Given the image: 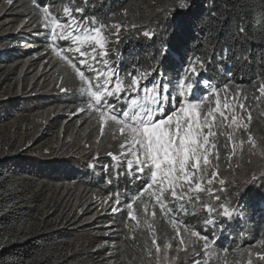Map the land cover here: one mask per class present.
<instances>
[{"label": "trees", "instance_id": "obj_1", "mask_svg": "<svg viewBox=\"0 0 264 264\" xmlns=\"http://www.w3.org/2000/svg\"><path fill=\"white\" fill-rule=\"evenodd\" d=\"M187 2L190 7L180 10L175 0H89L87 5L82 0H13L0 15H4L0 19V264H109L111 259L117 264H159L156 246L165 248L182 237L197 241L192 232L203 236L223 226L225 230L213 244L220 264H246L249 252L253 254V264H261L255 254H264L259 244L264 240V174L250 178L251 159L235 158L228 165L229 188L224 191L223 200L241 210L237 216L226 219L229 221L224 219L215 227L209 226L207 207L212 198L200 195L193 199L182 194L174 198L170 190L162 198L168 211H161L155 196L145 193L135 201L134 209L138 219L147 223L137 226L128 218L124 204L142 190L148 179L147 169L141 176L134 162L129 171L126 161L131 157L121 148L123 134L120 138L118 129L109 128L112 122L101 133L96 115L79 111L86 108L87 95L82 92L83 85L75 70L48 46L49 30L43 27L39 7H47L61 23H67L63 11L67 6L78 21L90 23L94 17L107 26L103 29L106 55L93 43L81 48L85 56L67 53L94 85L103 80L102 75L99 81L96 79L95 70L115 67L124 77L140 68L155 66L162 74L161 82L175 90L188 56L210 58L207 70H201L198 79L211 83L208 89L197 85L191 99H199L212 88L223 89L225 85L230 99L239 87L247 95L244 103L252 112L248 134L264 143V100L253 99L259 95L257 85L264 82V0ZM77 6H83L85 12L76 13ZM110 29L116 34L113 40L107 34ZM143 31L156 35L149 40L143 37ZM56 46L74 47L71 41L63 40H57ZM162 46L167 47V55L157 64ZM105 59L107 65L103 63ZM81 60L85 63L81 64ZM27 61L29 65L23 70ZM89 64L94 70H89ZM38 75H46L49 82L60 85L58 94L39 95L38 84L34 86L29 81ZM153 79L156 77H149L148 83ZM37 97L38 101L34 99ZM129 98L135 97L121 99L118 110L125 107ZM225 98L221 90V101ZM109 100L117 103L115 97ZM215 100L214 95H208L202 109L213 106ZM37 103L41 108L60 111L53 117L54 129L49 127L44 137L43 151L51 141L67 142L63 136L88 135L91 143L98 142L106 154L97 157L93 168L60 164L59 161L66 160L59 157L62 152L51 156V149L46 158L31 154ZM225 158L220 152L219 167H223ZM212 159L215 163L214 156ZM54 182L72 183L74 190L84 189L101 202L98 205L102 211L95 214L87 195L85 199L68 196L63 187L51 184ZM155 190L154 186L151 191ZM116 193L121 206L113 213L110 206ZM90 219L93 226L85 224ZM97 229L103 236L89 243L81 242L83 232ZM211 234L208 237L213 241Z\"/></svg>", "mask_w": 264, "mask_h": 264}, {"label": "snow or ice", "instance_id": "obj_2", "mask_svg": "<svg viewBox=\"0 0 264 264\" xmlns=\"http://www.w3.org/2000/svg\"><path fill=\"white\" fill-rule=\"evenodd\" d=\"M88 2L89 0H82L84 5H87ZM6 3L12 5L13 0H6ZM39 7L41 8L40 19L43 27L49 30L51 43L48 46L52 48L61 61L66 62L75 70L82 82V92L86 93L88 99L86 108L81 107L79 111L83 113L87 110L95 114L99 121L101 133L104 132L105 125L112 122V126L124 134L121 148L126 149L131 157L126 161L129 171L133 169L134 162L136 171L141 176L147 169L148 179L142 190L124 204V207L128 209L127 216L131 221H135L137 226L147 223V221L138 219L134 209L135 201H139L145 193L155 196L161 211H168L162 198L164 193L169 190L171 196L175 198L177 197V189L184 185L197 192H210L211 188L205 189L203 184L206 180L207 184L211 186L215 179L221 188L225 186V179L218 175L220 152L226 150V154L231 157L238 148L242 150L245 141L240 139L238 143H222L218 138V132L220 135L226 136L228 141H232L233 135L224 133L222 129L227 126L232 129L233 133L238 129L247 132L252 116L250 108L246 107L244 103L248 97L241 93L239 87L230 99L227 96L229 92L227 85L223 89L212 88L210 92L201 95L199 99H191L197 85L208 89L211 83L206 79H198L201 76V70H207L206 65L210 63V58L188 56L181 66L175 90L171 89L167 82H161L162 74L155 66L140 68L135 73H128L124 77L119 74L115 67L95 70L96 79L99 81L102 75L103 80L94 85L92 79L85 76V73L77 67L67 53L76 52L85 56L86 54L81 51V48L89 43L98 46L104 53L105 36L103 29L107 26L99 24L94 17L91 18L90 23L83 20L78 21L71 15L72 8L67 6L63 9L65 16H67V23H61L47 7L43 5ZM189 7L190 3L187 0H179L180 10H187ZM75 12L83 14L85 8L77 6ZM113 27H119V25H113ZM142 35L151 40L156 34L152 31H143ZM57 40L71 41L74 47H57ZM167 51L166 46L160 48L157 64L160 58L167 55ZM227 52L228 50L225 49V56ZM104 54L106 55V53ZM92 59H95V53H93ZM80 63L84 64L85 61L81 60ZM103 63L107 65L108 61L105 59ZM88 67L89 70H94L91 64ZM153 76L156 79H153L149 84L148 79ZM257 87L259 95L253 99L264 100V82L259 83ZM221 90L226 94L224 102L220 99ZM136 94H142V98L141 95ZM208 95L216 97L215 107L209 106L202 110V105L207 100ZM132 96L135 98H129L125 107L118 110V102L124 97ZM112 97H115L117 103L110 102L109 98ZM237 108L240 111H237ZM217 114L221 118L219 123H216ZM247 143L252 154L259 152L264 155V143L258 147L251 133L248 134ZM213 156L215 163L211 159ZM113 159H117V157L113 156ZM154 186L156 190L151 191ZM216 199L219 201V197ZM120 206L121 199L119 193H116L110 206L111 212H118ZM219 208L222 217L227 219H231L235 212V209L230 208L228 203H220ZM208 212H213L211 206L208 207ZM206 223H211L215 227V223L211 219ZM132 230H135V226ZM191 235L199 236L205 241L204 248L205 254H207L211 243L209 237L200 236L197 232H192ZM259 244L264 248V240H261ZM152 245H156L155 240L152 241ZM168 247L170 245L165 246L164 256L161 258V249L156 246V259L158 261L168 259ZM247 255L246 264H253V254L249 252ZM255 257L264 261V254L256 253Z\"/></svg>", "mask_w": 264, "mask_h": 264}, {"label": "rangeland", "instance_id": "obj_3", "mask_svg": "<svg viewBox=\"0 0 264 264\" xmlns=\"http://www.w3.org/2000/svg\"><path fill=\"white\" fill-rule=\"evenodd\" d=\"M175 3L179 4V0H175ZM7 6L8 4L6 3V0H0V15H2L6 11ZM175 6L176 5H174L173 8H175ZM0 19H4V15L1 16ZM18 28L21 29L22 25L19 24ZM107 34L109 36V39L111 38V40H113L112 38L116 37V34L114 35L113 29H110L109 31H107ZM28 65H29L28 61L25 62L23 70H25V68H27ZM37 77H39V75L36 77H33L32 79L29 78V81L31 85L35 86L36 84H38L39 87H36V88H39L38 90L39 95L41 94L40 92H43L46 95L58 94L57 89L60 87V85L58 84L54 85L53 82H49L47 80L46 75L40 76L39 78ZM36 78L37 80L34 82V79ZM38 97L34 99L38 101ZM211 107H215V104ZM34 109H37L36 111L37 114H35V116L33 117V119L36 120V124H34L35 130L32 133L31 139H30L31 141L30 143H32L33 145L32 148L30 149L31 154L37 153V154H40V156L46 155L45 156L46 158L49 155V152L47 151L51 149V154H50L51 156L55 155L56 151H59V153L62 152L61 156L59 157L62 159H66V160L64 162L59 161L60 164H63L65 166L74 165L75 167H82L83 165H85L90 168H93L92 165L94 164L98 156H102L106 154V152L102 151L103 149L99 147L100 145H98V142L96 143L94 141V143H91V140L89 139L88 135H86L85 137L76 136V135H68L67 137L63 136V140L67 142L63 144H58V143L51 141V143H49V147H47L43 151L42 146L44 145L42 144L45 141L44 137L46 136L47 131L49 130L48 129L49 127H52L51 129H54L55 122L53 120V117L59 114L60 111L55 108H46V107L41 108L39 103H37ZM237 111H240V109L237 108ZM251 116H252V112H251ZM220 119L221 118L217 114L216 123H219ZM225 124H227V122H225ZM251 124H252V119L249 124V128L247 132H245L243 129H238L235 133H233L231 128H228L227 126H225L222 129L224 133L235 135V137L233 136L234 139L232 141H228L226 136L220 135V132L218 133V137L219 139L221 138L222 143H227V144L238 143L240 139H243L245 141V143L242 146V150L238 148L233 153L232 155L234 156L233 159H232V156L229 157L226 154V150H221V152L226 155L225 161H223V167H218L219 177L224 178L226 181V184L223 188H221L216 183V180L214 179L213 184L211 186L207 184L206 180L203 184V187L205 189L211 188L210 192L209 191L197 192L194 190H190L187 187V185H184L183 187L177 189L178 191L177 197L178 196L181 197L180 194H182L184 196H189L190 198H193V199L198 198L200 195L206 198L208 197L209 200H211L212 198V202H208L211 204V207L213 208V212L209 213V219L214 221L215 225L219 222H224V219L225 221H229V220H226L227 218L222 217V215L220 214V208H219L220 203H228L230 205V208L235 209V212L233 214L234 217L237 216L238 212L241 211L239 209H236L237 207L234 204L232 205L231 203L223 200L224 196L222 195L224 191H226L229 188V178H227L229 177L228 165L231 162H233L235 158L236 159L248 158V160L251 159L252 161H254V162L252 161L248 162V164L253 165L252 169L250 170L252 173L250 178L257 179L259 176L264 174V155H261L259 152H257L256 154H252L250 152V146L247 143L248 132L250 131ZM109 128L113 130L116 129L114 126H112V123L109 125ZM121 135H122L121 133H118V136L120 138H121ZM253 139L257 142V145L259 147V145L261 144V141H259V139L256 137H253ZM122 140L124 141V134H123ZM237 154H241V157H237ZM51 184H53L55 187H63V192L66 193L68 196L76 195V197L79 199L81 198L85 199L87 195V197H89V199H87V202L89 201V205L93 207L91 209H95L94 210L96 211L95 214H98L102 211L100 210L102 206H100L99 208V205H98L101 202H99V200H95L93 197L88 195L86 191H84V189L74 190L72 183L62 184L59 182H54ZM216 197H219V201L216 200ZM96 208L99 210H97ZM91 221L92 219L85 222V224L90 223L93 226L94 223H92ZM209 226H213V224L209 223ZM224 230L225 229L223 226L222 228L213 229L214 232L212 234L210 233L211 235L215 237V239L213 241H210L211 239H209L211 243H210L209 249L207 250V254H205V248H204L205 241L200 239L199 237L197 238L193 236L194 238L198 239L197 241L194 239L185 240L184 239L185 237H182L177 242H170L168 244L170 245V247L167 248L168 259L166 261L161 259L160 261H158L159 264H197V261H199V264H220L219 256L217 252L213 249V244L217 240L218 234L222 233ZM210 234H206V235L210 236ZM81 235H82L81 242L89 243V242L95 241V239L98 240L101 237V235L103 236V233L101 232V230L97 229V230H90V231L83 232ZM206 235H203V236H206ZM181 240H183V243H181ZM164 249L165 248L161 249V252H160L161 258L164 256ZM199 258L200 260H198ZM260 262L261 264H264V261H260ZM109 264H117V262L115 259H111Z\"/></svg>", "mask_w": 264, "mask_h": 264}, {"label": "bare ground", "instance_id": "obj_4", "mask_svg": "<svg viewBox=\"0 0 264 264\" xmlns=\"http://www.w3.org/2000/svg\"><path fill=\"white\" fill-rule=\"evenodd\" d=\"M152 82V81H151ZM142 96V95H141Z\"/></svg>", "mask_w": 264, "mask_h": 264}]
</instances>
